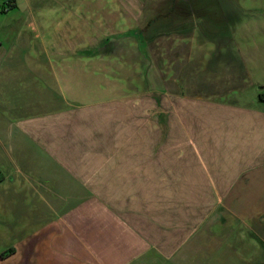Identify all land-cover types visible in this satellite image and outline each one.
Segmentation results:
<instances>
[{
  "label": "crops",
  "instance_id": "1",
  "mask_svg": "<svg viewBox=\"0 0 264 264\" xmlns=\"http://www.w3.org/2000/svg\"><path fill=\"white\" fill-rule=\"evenodd\" d=\"M234 1H6L1 264H264V0Z\"/></svg>",
  "mask_w": 264,
  "mask_h": 264
},
{
  "label": "rangeland",
  "instance_id": "2",
  "mask_svg": "<svg viewBox=\"0 0 264 264\" xmlns=\"http://www.w3.org/2000/svg\"><path fill=\"white\" fill-rule=\"evenodd\" d=\"M7 0H5V2H3V0H0V2L2 3L3 2V4H1V8H0V10L1 9H8V3L6 2ZM255 0H238V2L241 4L242 3V5H246L247 7L249 6V5H251V3L252 2H254ZM256 2H259L258 0L256 1ZM236 3V1H234V0H218V4H219V9L221 10V13H219V15H220V18H225L226 17V15L227 14H229L230 12H229V9H230V6H232L233 4H235ZM228 10V11H227ZM227 13H226V12ZM1 18V17H0ZM244 19H247V18H244ZM243 19V20H244ZM164 24V23H163ZM166 24V23H165ZM167 25V24H166ZM161 46H162V44H161ZM163 46H165V45H163ZM168 46V45H167ZM10 241H11V238L10 237H8V239H5V237H2V238H0V258H2V257H7V255L10 253V251L12 250L11 248L12 247H10L9 245H11V243H10ZM8 245V246H7ZM13 251V250H12ZM38 262V261H37ZM0 264H1V262H0Z\"/></svg>",
  "mask_w": 264,
  "mask_h": 264
},
{
  "label": "trees",
  "instance_id": "3",
  "mask_svg": "<svg viewBox=\"0 0 264 264\" xmlns=\"http://www.w3.org/2000/svg\"><path fill=\"white\" fill-rule=\"evenodd\" d=\"M169 13H170V12H168V14H166V15H169ZM158 18H161V16H159ZM155 21H156V19H153L152 21H149L148 24H147L145 27H142V28H140V29L137 31V34H138L139 39H140L141 41L144 40L145 35H147V34L149 33V31H151V29H154V28L151 27V26L153 25V23H154ZM169 33H171L169 30H168L167 32H163V33L157 31V32H154L155 35H154L153 37H151V39H153V38H155V37H158L159 35H167V34H169ZM150 42H151V41H148L147 43H143V42H141V43H140V47L143 48V46L148 45Z\"/></svg>",
  "mask_w": 264,
  "mask_h": 264
}]
</instances>
